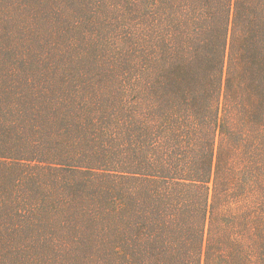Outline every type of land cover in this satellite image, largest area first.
I'll return each mask as SVG.
<instances>
[{"label":"trees","instance_id":"obj_1","mask_svg":"<svg viewBox=\"0 0 264 264\" xmlns=\"http://www.w3.org/2000/svg\"><path fill=\"white\" fill-rule=\"evenodd\" d=\"M255 250L264 0H0V264Z\"/></svg>","mask_w":264,"mask_h":264},{"label":"rangeland","instance_id":"obj_2","mask_svg":"<svg viewBox=\"0 0 264 264\" xmlns=\"http://www.w3.org/2000/svg\"><path fill=\"white\" fill-rule=\"evenodd\" d=\"M250 232H251V234H248L247 237H245V238L241 237V239H243L246 242L245 245H244V247L247 250L249 249V245H250L248 243V240H250L251 238H253L255 236V232H254L253 229H251ZM252 233L254 235L253 237H252ZM257 252L258 251H256V250L253 251L252 254H251V256H250L251 261L254 262L255 264H258L257 261H259V260L264 261V256H259ZM260 264H264V263L261 262Z\"/></svg>","mask_w":264,"mask_h":264}]
</instances>
